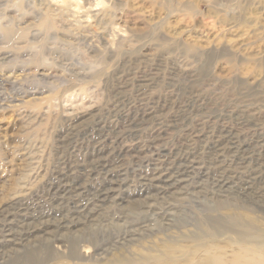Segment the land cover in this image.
<instances>
[{
  "label": "rangeland",
  "instance_id": "rangeland-1",
  "mask_svg": "<svg viewBox=\"0 0 264 264\" xmlns=\"http://www.w3.org/2000/svg\"><path fill=\"white\" fill-rule=\"evenodd\" d=\"M246 224L264 0H0V264H242Z\"/></svg>",
  "mask_w": 264,
  "mask_h": 264
},
{
  "label": "bare ground",
  "instance_id": "bare-ground-1",
  "mask_svg": "<svg viewBox=\"0 0 264 264\" xmlns=\"http://www.w3.org/2000/svg\"><path fill=\"white\" fill-rule=\"evenodd\" d=\"M96 5H98V4H96ZM156 176H158V174ZM149 177H151V176H149ZM109 190H111V189H109ZM111 198H112V196H111ZM197 228H198L197 231L192 232L191 238H194L197 241L199 239H203V238H207L208 237V238H212V239H209V240L214 242V240H215L214 238L218 236V234L215 233V232H218L217 230H215V228H221V227L220 226H210L209 232H207V230H204V228H202V227L199 228L197 226ZM229 230H232L234 232L236 241L239 244H241L242 249H243V251L237 252L235 254L234 259H233L234 262H242V264H264V255H263L264 254V241H259V242L256 241L257 238H258V235H259V231L254 226L246 224V225H242L239 228L231 227V228H229ZM218 233H220V232H218ZM93 240H92V242H93ZM207 245H208V243L204 244L202 247L195 246V247H193L191 249V251L184 252L182 254V256H183V258L185 260L191 261V259H193L194 257L200 255V252H201L200 249L203 248V247L206 248ZM171 246L172 247H170V249L168 251L169 253H170V251H171V253H178V252L182 251L180 248L174 247L173 245H171ZM208 248L212 251L213 250V245H208ZM71 250H70V256L76 255L78 253L77 245L73 244L71 246ZM212 253H213V255H211L210 258L207 261H205L206 264H222V263L225 264V262L222 260V258H223L222 256L215 254L216 251H213ZM170 257H172V256H170V254H168L165 259L157 258V262H158V264H166V262H168L167 258H170ZM117 263L118 264H141V263H139V262H137V261H135L133 259H129L127 257H123V258L117 259ZM31 264H41V263L32 261Z\"/></svg>",
  "mask_w": 264,
  "mask_h": 264
}]
</instances>
